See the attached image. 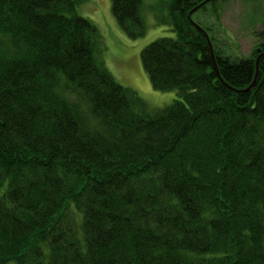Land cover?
Masks as SVG:
<instances>
[{
  "label": "trees",
  "instance_id": "obj_1",
  "mask_svg": "<svg viewBox=\"0 0 264 264\" xmlns=\"http://www.w3.org/2000/svg\"><path fill=\"white\" fill-rule=\"evenodd\" d=\"M202 1L162 4L140 58L177 96L149 110L77 0H0V264H264V44L212 55ZM141 4L111 0L132 38Z\"/></svg>",
  "mask_w": 264,
  "mask_h": 264
},
{
  "label": "rangeland",
  "instance_id": "obj_2",
  "mask_svg": "<svg viewBox=\"0 0 264 264\" xmlns=\"http://www.w3.org/2000/svg\"><path fill=\"white\" fill-rule=\"evenodd\" d=\"M77 1V14L91 20L98 29L97 57L114 79L133 91L149 110L172 103L176 91L154 89L140 58L141 49L151 41L174 36L168 24L158 21L159 14L164 13L165 0H142L140 14L145 28L144 34L137 38L129 37L117 24L111 0ZM205 7L194 11L192 19L207 30L222 55L231 60L249 57L255 46L264 44V0H217Z\"/></svg>",
  "mask_w": 264,
  "mask_h": 264
},
{
  "label": "water",
  "instance_id": "obj_3",
  "mask_svg": "<svg viewBox=\"0 0 264 264\" xmlns=\"http://www.w3.org/2000/svg\"><path fill=\"white\" fill-rule=\"evenodd\" d=\"M208 1H210V0H203V1L200 2L197 6L193 7V8L188 12V18L191 19V15H192V13H193L194 11H196L199 7H201V6H203L204 4H206ZM195 25H196V27H197L200 31L203 32L205 38L207 39V42H208V46H209L210 52H211V54L213 55L212 45H211V42H210V40H209V37H208L207 33L204 32L203 28L200 27L198 24L195 23ZM262 55H264V53H263V52H260V53L258 54L257 58H256V61H255V68H256V69H255V75H254V79H253L252 84H253V83L255 82V80H256V76H257V68H258V61H259V58H260ZM214 67H215V70H216V65H215V63H214Z\"/></svg>",
  "mask_w": 264,
  "mask_h": 264
}]
</instances>
